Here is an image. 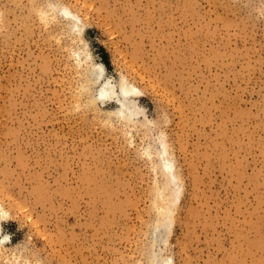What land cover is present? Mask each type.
Masks as SVG:
<instances>
[{
    "label": "rangeland",
    "instance_id": "374dc122",
    "mask_svg": "<svg viewBox=\"0 0 264 264\" xmlns=\"http://www.w3.org/2000/svg\"><path fill=\"white\" fill-rule=\"evenodd\" d=\"M0 207V264H264V0H0Z\"/></svg>",
    "mask_w": 264,
    "mask_h": 264
},
{
    "label": "bare ground",
    "instance_id": "6f19581e",
    "mask_svg": "<svg viewBox=\"0 0 264 264\" xmlns=\"http://www.w3.org/2000/svg\"><path fill=\"white\" fill-rule=\"evenodd\" d=\"M66 11H67V14H69V15L71 14V12H69L68 10H66ZM84 56H86V55H84ZM80 60H82V59H80ZM89 73H90L91 78L93 80L92 82H95V83L98 82L96 99H99L101 101H106V100L116 101V103H117V111H116L115 114H117L118 116H121V118L123 117V118L128 119V120H132V119L134 120V119H136V117L139 116V114H140V106L137 104L136 99H135L136 95L139 93V88L137 86H135L134 84H131L130 82H128L127 79L125 78V76L122 77L120 79L119 83H117V85H116L115 83H113V81L109 77L104 75V67H103V64H101V63L100 64L94 63L93 66L90 67ZM92 99H94V97ZM165 145L166 144H164V150H165ZM162 159L163 160L160 163V167H161V164H162V169L167 174L168 180L170 182H172V178L176 177V173H175V170H174L175 167H174L173 159L170 158V157H164V156H163ZM170 185H171V183H170ZM179 191H175V194H174L175 197H173V198H175V199L178 198V196L180 194ZM6 213L7 212L2 207H0V219ZM169 221H170V219H167V220L163 221L162 223L157 225L156 228L157 227L158 228L162 227V229H163V227L164 228L167 227L170 224ZM165 230H166V228H165ZM158 233L157 232L155 233L156 236L158 235ZM165 233H166V231H165ZM154 237H155V235H154ZM158 237L160 238V236H158ZM5 238H6V236L2 235V233H1V223H0V240H4ZM163 238H164V236H161V238L159 240H161ZM152 264H173V263L171 262L170 258H168V257H164V258H161V259L160 258L157 259V257H155L153 259Z\"/></svg>",
    "mask_w": 264,
    "mask_h": 264
}]
</instances>
